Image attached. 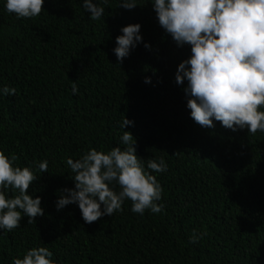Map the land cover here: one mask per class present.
Segmentation results:
<instances>
[{
	"label": "trees",
	"instance_id": "trees-1",
	"mask_svg": "<svg viewBox=\"0 0 264 264\" xmlns=\"http://www.w3.org/2000/svg\"><path fill=\"white\" fill-rule=\"evenodd\" d=\"M81 3L44 0L37 16L17 18L0 0V87L16 90L0 95V151L33 171L27 193L41 197L44 211L31 224L22 213L18 227L0 230V264L37 246L55 264H264V132L193 121L186 81L174 78L190 46H177L150 2L129 10L108 0L97 20ZM130 23L141 25L142 42L118 62L115 37ZM124 117L133 123L122 128ZM124 131L161 185L163 210L133 213L125 199L90 223L75 203L57 210L60 192L74 187L66 158L123 150ZM161 158L166 171L147 169Z\"/></svg>",
	"mask_w": 264,
	"mask_h": 264
},
{
	"label": "clouds",
	"instance_id": "clouds-1",
	"mask_svg": "<svg viewBox=\"0 0 264 264\" xmlns=\"http://www.w3.org/2000/svg\"><path fill=\"white\" fill-rule=\"evenodd\" d=\"M108 0H82L81 6L90 11L89 19H100ZM155 12L157 23L170 34L177 46H190V55L177 65L176 84L186 81L183 92L187 97L189 115L200 126L214 127V121L236 131L247 128L248 133L264 132V0H147ZM44 0H5V10L17 18L35 17L42 10ZM118 5L132 9L137 0H119ZM139 23L120 28L112 49L118 62L142 42ZM145 48L151 46L143 42ZM150 83V77L144 78ZM15 88L0 87V95H12ZM77 93L76 83L71 84ZM133 121L123 118L121 127ZM120 141L126 147H112L109 151L90 148L75 161L68 157L74 187L64 188L56 202L57 210L77 204L85 223L103 215L111 216L121 210L125 199L131 201L133 213L144 214L163 210L162 188L145 167L133 147L135 140L124 131ZM16 157L0 151V230L10 231L19 226L22 213L27 223L44 214L41 197L27 193L36 176L29 167L13 164ZM48 161L37 167L47 172ZM147 169L157 173L167 170L163 158L149 159ZM119 186V191L115 190ZM11 188L15 193L8 196ZM195 232V230H193ZM192 235L189 241L197 242ZM53 253L43 246L27 249L22 258L13 257L11 264H55Z\"/></svg>",
	"mask_w": 264,
	"mask_h": 264
}]
</instances>
